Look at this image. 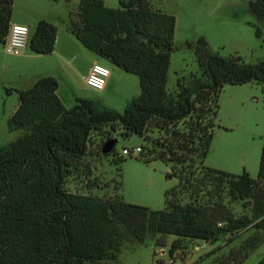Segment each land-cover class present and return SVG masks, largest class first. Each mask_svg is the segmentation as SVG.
Segmentation results:
<instances>
[{
  "label": "trees",
  "instance_id": "16d2710c",
  "mask_svg": "<svg viewBox=\"0 0 264 264\" xmlns=\"http://www.w3.org/2000/svg\"><path fill=\"white\" fill-rule=\"evenodd\" d=\"M14 0H0V43L11 23ZM249 9L264 20V0H252ZM176 18L152 6L150 0H119L110 8L103 0H80L77 19L68 14L67 31L96 56L139 78L140 93L128 100L123 112L100 101L76 98L67 108L58 96V81L37 78L18 91V105L7 120L8 131L25 133L0 147V264H113L124 240L174 235L168 253L185 248L187 240L213 245L225 236L226 246L248 230H264V134L257 178L246 171L233 174L206 166L218 112V95L226 84L264 86V60L245 62L239 55L221 56L204 37L194 48L199 74L178 78L167 90ZM256 34L260 29L256 28ZM57 28L39 20L28 45L38 54L54 50ZM172 130L173 141H157L163 150L140 146V159L175 162L168 177L177 186L165 192V208L154 210L66 188L73 173L89 172L81 160L89 153L92 133L103 132L101 143L114 137L138 135L146 140L150 127ZM106 127L109 128L106 131ZM102 151V146L96 153ZM111 162L121 177L124 157L116 144ZM121 188V181L119 182ZM117 187V186H116ZM240 201L250 214L236 216L223 203ZM122 230L127 232L124 235ZM263 242L252 234L217 264H242ZM157 245H164L157 239ZM216 253L208 251L197 263ZM195 263V264H197ZM257 264H264V255Z\"/></svg>",
  "mask_w": 264,
  "mask_h": 264
},
{
  "label": "rangeland",
  "instance_id": "374dc122",
  "mask_svg": "<svg viewBox=\"0 0 264 264\" xmlns=\"http://www.w3.org/2000/svg\"><path fill=\"white\" fill-rule=\"evenodd\" d=\"M105 5L117 8L119 0H104ZM252 0H150L152 6L176 18L173 49L168 69V92L174 91L178 78L193 73L199 74V66L193 47L199 37H204L208 45L221 56L239 55L245 62L264 60V20L258 21L249 9ZM80 0H14L12 13L14 21L28 22L30 17L40 14L53 21L64 34L67 32L68 14L77 19ZM11 24V23H10ZM260 34H256V28ZM34 28L31 24L30 30ZM31 34V33H30ZM79 43L78 49L70 57L74 66L71 78L66 77L64 68L55 54H38L26 46L24 52L31 56L13 55L5 51L0 43V147L25 133L24 130L8 131L7 120L18 105V91L31 87L34 81L54 73L60 77L62 96L66 107L75 103L74 96L100 101L123 112L128 100L140 93L139 78L133 73L115 69L103 59ZM98 59L99 63L110 68L111 75L104 91L89 88L82 80V74ZM53 76V75H52ZM69 85V86H68ZM218 112L213 137L204 164L209 167L241 174L246 171L257 178L260 152L264 134V86L257 83L238 85L226 84L218 95ZM183 124L169 125L167 129L150 127L146 140L138 135L128 138L117 136L116 149L124 160L120 163L121 177L111 156L104 157L96 149L103 146V132L90 136L89 153L81 160V167L89 166V172L79 169L67 179L66 188L72 192L90 194L102 198L121 197L124 202L146 206L154 210L165 208V192L177 186L175 176L168 177L175 162L160 159L144 160L138 154H122V149L147 146L156 152L163 150L157 141H173L172 130L182 128ZM109 128L106 127V131ZM115 138V137H114ZM121 181V188L119 182ZM117 186V187H116ZM223 203L236 215L250 214V208L243 202H232L225 195ZM127 236V232L122 230ZM252 234L260 235L263 242L253 250L242 264H257L264 255V230H248L238 240L226 246V237L213 245L201 240H187L186 247L177 250L173 256L168 253L174 235L157 234L144 242L126 239L122 242L120 253L113 264H195L200 256L216 250L211 259L197 264H217L215 258H223L229 250L238 248ZM164 245H157V239Z\"/></svg>",
  "mask_w": 264,
  "mask_h": 264
},
{
  "label": "built area",
  "instance_id": "2783aa9c",
  "mask_svg": "<svg viewBox=\"0 0 264 264\" xmlns=\"http://www.w3.org/2000/svg\"><path fill=\"white\" fill-rule=\"evenodd\" d=\"M30 29L27 25L19 23H11L9 26L8 34L4 42V49L6 52L18 55L28 45ZM110 75V68L99 63L93 62L87 75L84 78L85 84L96 91H101L106 85L108 76ZM141 151L140 146L134 148L122 149V154H139Z\"/></svg>",
  "mask_w": 264,
  "mask_h": 264
},
{
  "label": "crops",
  "instance_id": "0c3cea01",
  "mask_svg": "<svg viewBox=\"0 0 264 264\" xmlns=\"http://www.w3.org/2000/svg\"><path fill=\"white\" fill-rule=\"evenodd\" d=\"M103 2L105 3L104 0H103ZM41 19L47 20L48 22H50V23H52L53 25H55L56 28H57V35H56V42H55L54 50H53L50 54H55V55L58 56V58H59V60H60V63H61V65H62V67L64 68L65 73L67 74L66 77L70 79V78H71V74H72L73 70L75 69L74 66H73L72 60H71V58H73V57H70V56L74 53V52H72L71 49H74V50H75V49H78V46H77V45L80 43V42L75 38L74 35H72V34L69 33L68 31L65 32L64 34H62V33L60 32L58 26H57L53 21L48 20V19H46L45 17H42L40 14H38V15L36 14V15H34V17H30V19L28 20V22H27V24H26V23H23L22 20H20V21H18V22H15V21H14V15H13V13H12V16H11V23L24 24V25H27V26L29 27V29H30L31 24H33V26H35V24H36L39 20H41ZM33 29H34V28H33ZM33 29L30 30V33L33 31ZM80 45H82V44H80ZM27 46H29V45H27ZM25 48H26V47H25ZM25 48H24V49L21 51V53L18 54V55H21V54L23 53V51L25 50ZM31 53H32V52H24V53L22 54V56H31V55H32ZM94 55H95V54H94ZM95 57L100 58V57H98V56H96V55H95ZM100 59H103V58H100ZM103 60L109 62V61L106 60V59H103ZM98 61H99L98 59H95V60L92 61V63H93V62H98ZM109 63H110V62H109ZM110 64H111V63H110ZM111 66L114 67V68H112V71H114V72H115V69H120V68L114 66L113 64H111ZM90 67H91V65H90ZM90 67L87 69V73H88ZM87 73L84 74V75H83V74L81 75L84 84H85L84 78H85V76L87 75ZM49 74H51V75H53L54 77H56V79H57V81H58V89H57L58 96L61 98V100L63 101L64 105L66 106L65 101H64L63 96H62V93H61V90H62V84H61L60 79H59L60 77H58V76L55 75L54 73H49ZM110 75H111V71H110ZM110 75H109L108 78H107L106 85H107V82H109V77H110ZM85 85H86V84H85ZM106 85H105V86H106ZM68 86H69V85H68ZM104 89H105V87H104ZM104 89L101 90V91H104ZM76 98H82V97L74 96V99H76Z\"/></svg>",
  "mask_w": 264,
  "mask_h": 264
},
{
  "label": "water",
  "instance_id": "95a60500",
  "mask_svg": "<svg viewBox=\"0 0 264 264\" xmlns=\"http://www.w3.org/2000/svg\"><path fill=\"white\" fill-rule=\"evenodd\" d=\"M117 143V138H112L108 141H105L103 146H102V153H107L110 152L112 150V148L115 146V144Z\"/></svg>",
  "mask_w": 264,
  "mask_h": 264
}]
</instances>
